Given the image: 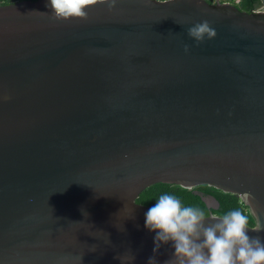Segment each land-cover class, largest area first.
<instances>
[{"label":"water","instance_id":"obj_1","mask_svg":"<svg viewBox=\"0 0 264 264\" xmlns=\"http://www.w3.org/2000/svg\"><path fill=\"white\" fill-rule=\"evenodd\" d=\"M48 4L0 6V264H148L136 199L158 183L249 193L264 239V11L118 0L63 21Z\"/></svg>","mask_w":264,"mask_h":264},{"label":"clouds","instance_id":"obj_2","mask_svg":"<svg viewBox=\"0 0 264 264\" xmlns=\"http://www.w3.org/2000/svg\"><path fill=\"white\" fill-rule=\"evenodd\" d=\"M97 3L114 9L118 0H49L51 14L56 20L87 19V8ZM229 3V2H228ZM187 35L197 44L212 40L217 33L207 20L187 29ZM185 52L190 50L184 46ZM243 203L251 199L241 194ZM59 219V218H57ZM204 211L184 206L173 194L164 193L145 213V227L154 232V255L148 264H158L155 253L162 245L174 250L165 264H264V239L249 235V216L233 210L208 223ZM256 231H261L257 227ZM119 259H124L119 257ZM133 259V257H131Z\"/></svg>","mask_w":264,"mask_h":264},{"label":"trees","instance_id":"obj_3","mask_svg":"<svg viewBox=\"0 0 264 264\" xmlns=\"http://www.w3.org/2000/svg\"><path fill=\"white\" fill-rule=\"evenodd\" d=\"M23 1L36 2L37 0H0V6L20 3ZM227 2L234 5L239 11L245 13L256 12L259 9L264 8V0H239V2H236L235 0H228ZM164 193L175 195L184 206H191L204 211L206 217L209 215L220 217L233 210H240L249 216L248 227H254L255 225V220L249 211V207L241 201L239 196L231 193H225L206 185L188 189L179 185L158 183L146 188L136 199V203L142 206L152 207L158 197ZM204 197L214 198L219 204L218 208H208L206 203L203 201Z\"/></svg>","mask_w":264,"mask_h":264},{"label":"built area","instance_id":"obj_4","mask_svg":"<svg viewBox=\"0 0 264 264\" xmlns=\"http://www.w3.org/2000/svg\"><path fill=\"white\" fill-rule=\"evenodd\" d=\"M236 2H239V0H235ZM258 11H264L263 9H259Z\"/></svg>","mask_w":264,"mask_h":264},{"label":"crops","instance_id":"obj_5","mask_svg":"<svg viewBox=\"0 0 264 264\" xmlns=\"http://www.w3.org/2000/svg\"><path fill=\"white\" fill-rule=\"evenodd\" d=\"M228 0H223V2H227ZM261 9H263L264 10V8H261Z\"/></svg>","mask_w":264,"mask_h":264}]
</instances>
